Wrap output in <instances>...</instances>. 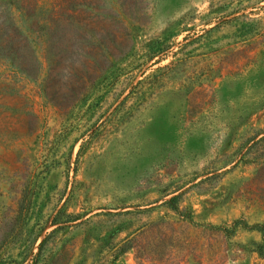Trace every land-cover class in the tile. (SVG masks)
<instances>
[{
    "label": "rangeland",
    "instance_id": "obj_1",
    "mask_svg": "<svg viewBox=\"0 0 264 264\" xmlns=\"http://www.w3.org/2000/svg\"><path fill=\"white\" fill-rule=\"evenodd\" d=\"M138 2L75 105L0 97V264H264V0Z\"/></svg>",
    "mask_w": 264,
    "mask_h": 264
},
{
    "label": "trees",
    "instance_id": "obj_2",
    "mask_svg": "<svg viewBox=\"0 0 264 264\" xmlns=\"http://www.w3.org/2000/svg\"><path fill=\"white\" fill-rule=\"evenodd\" d=\"M111 1L0 0V97L19 94L24 84L34 83L38 95L55 106L79 102L86 81L93 83L131 47L123 18L137 20L139 2ZM62 84L67 87L61 92ZM176 199L166 201L173 210L178 209ZM256 228L261 232L257 251L264 253V226ZM130 247L121 241L119 254Z\"/></svg>",
    "mask_w": 264,
    "mask_h": 264
}]
</instances>
